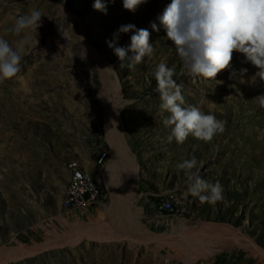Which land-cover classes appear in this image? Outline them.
I'll list each match as a JSON object with an SVG mask.
<instances>
[{"label": "rangeland", "instance_id": "rangeland-1", "mask_svg": "<svg viewBox=\"0 0 264 264\" xmlns=\"http://www.w3.org/2000/svg\"><path fill=\"white\" fill-rule=\"evenodd\" d=\"M103 2L107 14L94 9L95 0H0V37L13 46L18 37L7 29L15 20L32 9L43 16L20 73L0 82V264H264V108L254 101L264 84L250 83L258 69L235 52L215 79L189 75L157 19L171 0H145L135 12L123 0ZM127 24L147 29L155 49L132 69L107 43ZM131 35L120 34L117 46H129ZM160 62L175 66L186 105L226 121L222 134L167 143L154 76ZM106 77L119 91L113 118L139 167L127 223H111L105 210L103 174L114 156L101 98ZM193 156L192 171L219 181L222 200L202 203L187 192L176 165ZM74 161L100 175L104 205L64 209ZM170 195L182 211L161 217L156 204ZM213 227L238 240L217 248L214 239L195 237Z\"/></svg>", "mask_w": 264, "mask_h": 264}, {"label": "clouds", "instance_id": "clouds-1", "mask_svg": "<svg viewBox=\"0 0 264 264\" xmlns=\"http://www.w3.org/2000/svg\"><path fill=\"white\" fill-rule=\"evenodd\" d=\"M143 3L145 0H123V7L135 12ZM93 7L107 14V5L103 0H95ZM42 17L39 10L32 9L15 20L13 27L7 29L18 37L15 46L0 37V82L11 80L20 73L26 48L31 45L32 33H37L41 26ZM157 19L167 38L174 43L183 68L189 75L215 79L230 67L233 54L239 52L258 69L250 77V83L264 84V0H171ZM152 29L160 30L156 23L152 24ZM129 32L133 33L130 45L117 46L119 35ZM150 36L147 29H136L135 25L127 24L121 25L114 39L107 43L121 61V67L132 69L154 53ZM242 73L246 74L247 69H243ZM174 75L175 66L169 67L165 62H160L154 70L160 111L168 114L162 121L170 129L167 143L175 141L183 144L189 136L209 142L222 134L226 121L204 113L195 105H186L183 85L177 83ZM254 101L264 108V94L256 96ZM197 165L195 156L176 165L184 170L187 177V192L202 203L222 200L223 185L219 181L212 183L205 180L193 172Z\"/></svg>", "mask_w": 264, "mask_h": 264}, {"label": "bare ground", "instance_id": "bare-ground-1", "mask_svg": "<svg viewBox=\"0 0 264 264\" xmlns=\"http://www.w3.org/2000/svg\"><path fill=\"white\" fill-rule=\"evenodd\" d=\"M63 11L64 7H62ZM86 47V44H84ZM117 87L113 84V79L106 77L105 88L101 93V98L104 101V107L107 116V138L114 148V159L111 165L108 167L106 172L103 174V179L106 181L109 192H110V202L106 207V215L111 223H127L128 216L130 215V202L135 195L136 185H137V172L139 170L136 158L130 154L126 140L122 137L118 131L116 121L114 120L115 112V100L118 95ZM96 164L101 166V154L99 155ZM70 177L66 184L63 207L66 211L69 210V202L71 201V192L74 189L75 177L79 173V183H99L101 182L100 175L93 174L91 171L87 170L80 162L74 161L70 163ZM100 184V183H99ZM172 197H177L176 195H170ZM165 206L168 207L169 212H173L174 215H179L182 211V204L177 202L173 198H165ZM113 232V231H108ZM200 238H210L214 239L218 244L217 248H222L224 246L219 245V243H224L229 245L234 240L235 237L225 238L223 234V229L219 227H213L208 229H202L195 233V237ZM219 242V243H218Z\"/></svg>", "mask_w": 264, "mask_h": 264}, {"label": "built area", "instance_id": "built-area-1", "mask_svg": "<svg viewBox=\"0 0 264 264\" xmlns=\"http://www.w3.org/2000/svg\"><path fill=\"white\" fill-rule=\"evenodd\" d=\"M107 158L108 152H102L101 166H103L107 162ZM79 173H85V171L78 172L75 177V185L74 189L71 192V201L69 202V210L67 212H86L87 210L95 209L96 207L105 204V199L107 195L105 191H103L101 185L99 183L80 184ZM166 198H173L178 205L177 197L169 196ZM156 211L161 215L176 216L173 214V212L168 211V207L165 206V198L161 199L156 204Z\"/></svg>", "mask_w": 264, "mask_h": 264}, {"label": "crops", "instance_id": "crops-1", "mask_svg": "<svg viewBox=\"0 0 264 264\" xmlns=\"http://www.w3.org/2000/svg\"><path fill=\"white\" fill-rule=\"evenodd\" d=\"M111 157H113V159H114V156H112V154H111ZM113 159H112V161H113ZM161 217H172V216H170V215H161Z\"/></svg>", "mask_w": 264, "mask_h": 264}]
</instances>
